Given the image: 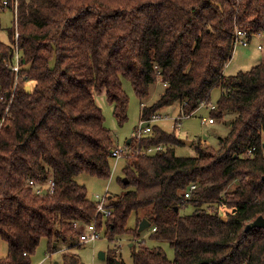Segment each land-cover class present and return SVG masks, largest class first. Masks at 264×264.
Wrapping results in <instances>:
<instances>
[{"label": "trees", "instance_id": "1", "mask_svg": "<svg viewBox=\"0 0 264 264\" xmlns=\"http://www.w3.org/2000/svg\"><path fill=\"white\" fill-rule=\"evenodd\" d=\"M4 1L0 10L12 9L14 24L9 42L0 40V241L7 243L0 264H31L43 239L50 254L59 244L81 245L80 230L93 220L109 241H138L146 220L149 240L174 251L169 260L131 240L133 264H264V230H246L264 217V62L223 74L235 29L249 40L264 35V0H17L15 11V0ZM159 79L163 91L141 119L176 103L191 116L220 89L210 118L234 115L228 133L216 150L191 142L195 156L179 157L175 148L184 144L175 131L153 125L129 147L162 149L127 162L123 191L105 206L110 215L96 217L75 180L111 177L114 141L94 96L105 95L122 125L129 102L122 80L142 105ZM49 180L53 191L34 193ZM186 207L192 212L181 214ZM116 259L111 252L105 261ZM62 264L82 263L64 251Z\"/></svg>", "mask_w": 264, "mask_h": 264}, {"label": "rangeland", "instance_id": "2", "mask_svg": "<svg viewBox=\"0 0 264 264\" xmlns=\"http://www.w3.org/2000/svg\"><path fill=\"white\" fill-rule=\"evenodd\" d=\"M13 24V10L10 8L0 10V40L6 44L9 42L8 29L12 28ZM261 43H264V37L254 36L251 38L247 47L236 45L232 59L224 69L225 76H234L238 72L248 71L260 62H264V50L262 51L257 48V46ZM122 87L129 99L127 120L122 125H118L116 122L113 116V106L108 103L105 95L103 93H98L94 96L95 101L104 116V125L110 130L112 135L114 147L125 149V153L122 158L110 159L111 177L109 179L103 180L84 174L76 177V182L79 185L86 186L88 198L94 202L96 200V195L100 197L107 195L105 198L108 199L109 196L119 194L123 191L118 182V179L123 177L122 169L125 167L127 162L133 158V156L138 155L135 152L136 147H129V145L125 143L127 140L134 143L139 142L133 137V133L138 128L141 121V109L144 106L147 108L153 105L163 91L160 79L156 80V83L151 86L149 98L141 105L127 81L122 80ZM220 95V89L213 90L210 104L215 105L217 100L220 98ZM179 108V104L176 103L173 106L162 109L157 113L162 116V119L153 125L164 129L168 133L175 131V134L180 140H188L195 143L200 142L201 144L216 150L218 148L219 140L227 135L230 119L234 115L230 113L226 114L222 119H214V124H209L208 122L202 124V120H207L211 117L208 106L202 105L189 118H182L183 116L179 113ZM175 153L179 157L195 156L194 147L191 145L176 147ZM44 190L46 191H44L43 194L47 192V186ZM33 191L35 193V188H33ZM192 209V207H186L181 210V214H188L192 212ZM222 210L224 209L222 208ZM134 226L135 218L132 216L128 220V227L133 228ZM148 235L149 231L144 230L141 232V236L138 241L133 240L129 235L118 236L115 240L109 241L101 232L100 238L95 242L85 244L80 243L81 245L59 244L57 250L52 254L47 252V241L43 239L33 256H31V264H62V253L64 251H68L69 253L76 255L82 264H106V256L111 252H114V255L117 257L116 260L122 262V264H133L130 249L131 245L129 243L131 240H133V242L142 241L143 245L150 248L159 247L166 253L169 260L174 258V251L167 243L151 241L149 240ZM100 253L105 254L104 260L99 258ZM6 255L7 243L5 241H0V258L5 257Z\"/></svg>", "mask_w": 264, "mask_h": 264}, {"label": "built area", "instance_id": "3", "mask_svg": "<svg viewBox=\"0 0 264 264\" xmlns=\"http://www.w3.org/2000/svg\"><path fill=\"white\" fill-rule=\"evenodd\" d=\"M3 6L4 7L8 6L6 0L3 2ZM16 7H17V0H15L14 4H13L14 11L16 10ZM248 36L249 35L246 32H244L242 30L235 29L234 46H236V45L240 46L241 45V46L247 47L249 45V43H250V40H249ZM254 36L264 37V36H262V34L253 35L252 37H254ZM17 37H18V35L16 33V38ZM257 48L259 50L263 51L264 50V43L259 44L257 46ZM14 60H15V64L12 67V69L15 72H18V56H17V53H16V55L14 57ZM207 106H208L210 111H214L215 110V106L214 105L210 104V105H207ZM189 117L190 116H183L182 118H189ZM160 119H162V116L160 114H154L150 118L145 119V120L141 119L138 128L133 133V137L136 138L138 141H140L146 135L151 133L153 124H155ZM175 120H177V119H175ZM206 122H208L209 124H213L214 120L212 118H208L207 120H202V124H205ZM0 126H1V123H0ZM161 149H162V146L149 147L147 149L142 150V152H141V150L137 147L135 149V152H136V154H140V152H141L142 154L147 155V154L154 153V152H156L158 150H161ZM253 151H254V149H251L249 151V153H252ZM124 153H125V149L124 148L114 147L111 150V156H112V158H115V159L122 158ZM29 184L31 186H35L33 181H30ZM46 186H47V192L53 191V186L54 185H53L52 181L49 180L46 183H43L41 185L35 186L34 187L35 188V194H37V195L43 194L44 191H46V190H44V188ZM194 188H195L194 185L191 186L190 187V191L193 190ZM105 196H107V195H105ZM105 196L100 197V196L96 195V200H95L96 217H98L99 215H103L104 217H108L110 215V211L107 210L106 207H105L106 204H107V201H108V199L105 198ZM185 198H189V193L185 194ZM96 224H97V221L93 220L90 224L86 225L81 230H80V227H79L78 223L74 224L75 229L79 228V230H80V234H79V237H78L79 243L85 244V243H89V242H95V241H97L100 238L101 231L97 230V228H96L97 225ZM154 230L155 229H153L152 231H154Z\"/></svg>", "mask_w": 264, "mask_h": 264}, {"label": "water", "instance_id": "4", "mask_svg": "<svg viewBox=\"0 0 264 264\" xmlns=\"http://www.w3.org/2000/svg\"><path fill=\"white\" fill-rule=\"evenodd\" d=\"M126 144L129 145L130 144V140L126 141ZM182 144L184 145H191V142L188 140H182ZM262 181H264V176L262 177ZM123 183L126 185L127 179H123ZM177 211V208L175 209ZM226 218L222 217V220H225ZM150 227L149 222H147L146 220H142L141 223L139 224L138 227V231L141 233L144 230L148 229ZM254 228H260L262 230H264V217L259 216L257 217L254 221H252L251 223H249L246 226V230H250V229H254ZM99 258L104 260L105 259V254L104 253H100L99 254ZM115 264H121L120 261L116 260Z\"/></svg>", "mask_w": 264, "mask_h": 264}, {"label": "crops", "instance_id": "5", "mask_svg": "<svg viewBox=\"0 0 264 264\" xmlns=\"http://www.w3.org/2000/svg\"><path fill=\"white\" fill-rule=\"evenodd\" d=\"M232 56H233V55H232ZM226 66H227V65H226ZM223 74L225 75L224 71H223ZM179 112H180V108H179ZM214 123H215V122H214ZM214 123H213V124H214Z\"/></svg>", "mask_w": 264, "mask_h": 264}]
</instances>
